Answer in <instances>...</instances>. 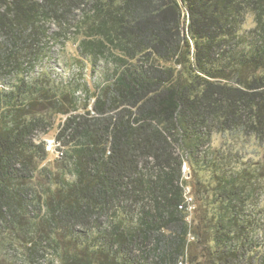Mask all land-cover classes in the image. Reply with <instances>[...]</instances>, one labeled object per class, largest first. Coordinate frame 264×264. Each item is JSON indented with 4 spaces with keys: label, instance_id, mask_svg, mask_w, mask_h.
Segmentation results:
<instances>
[{
    "label": "trees",
    "instance_id": "16d2710c",
    "mask_svg": "<svg viewBox=\"0 0 264 264\" xmlns=\"http://www.w3.org/2000/svg\"><path fill=\"white\" fill-rule=\"evenodd\" d=\"M0 85V264H264V0H0Z\"/></svg>",
    "mask_w": 264,
    "mask_h": 264
},
{
    "label": "rangeland",
    "instance_id": "374dc122",
    "mask_svg": "<svg viewBox=\"0 0 264 264\" xmlns=\"http://www.w3.org/2000/svg\"><path fill=\"white\" fill-rule=\"evenodd\" d=\"M251 26L252 18L249 19L247 28ZM51 51H53V54H51V59L47 60L43 64V66L47 65L49 67H54L57 72L60 70L69 72L73 71L74 68L83 65V67L85 68L83 77L85 81H87V91L89 90L90 92L95 91V89H97V85L102 84L106 81L107 77L109 76V71L113 67L111 63L103 61H99L96 66H94V64L89 61H87V63H84V58L78 61L77 57H79V55L77 51L79 50L77 47V43L74 39H71L65 43L60 42V40H55ZM83 93L86 94V87L83 88ZM43 136L47 135H43L42 133L38 135V137ZM220 141L221 137H218L216 142L219 143ZM49 156L51 160L56 158V156L53 154H49ZM7 255L8 253L2 251L0 257ZM11 256L16 261V264H25V259L19 253V251H13Z\"/></svg>",
    "mask_w": 264,
    "mask_h": 264
},
{
    "label": "built area",
    "instance_id": "2783aa9c",
    "mask_svg": "<svg viewBox=\"0 0 264 264\" xmlns=\"http://www.w3.org/2000/svg\"><path fill=\"white\" fill-rule=\"evenodd\" d=\"M76 70L77 69H73V71H71V72H65V71L60 70L59 72H60V76L63 77V80L68 81V80H71L75 76ZM77 95L78 96H84L82 90H78ZM46 148L49 152L56 153V154H58V156L63 155V146H62L61 142L55 138L46 139ZM177 264H189V262L186 258H181Z\"/></svg>",
    "mask_w": 264,
    "mask_h": 264
}]
</instances>
